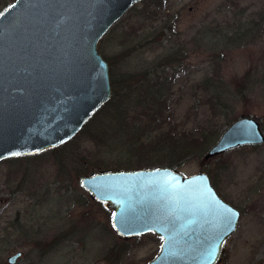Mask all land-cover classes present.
Listing matches in <instances>:
<instances>
[{
	"label": "rangeland",
	"instance_id": "rangeland-1",
	"mask_svg": "<svg viewBox=\"0 0 264 264\" xmlns=\"http://www.w3.org/2000/svg\"><path fill=\"white\" fill-rule=\"evenodd\" d=\"M13 1L0 0V13ZM98 47L110 64V78L111 64L116 75L137 74L148 62L177 52L166 68L178 78L162 116L163 136L151 141L142 133L140 142L150 153L136 149L131 155L121 135L129 127L131 132L134 114L121 127L103 113L87 121L67 150L1 160L0 264L17 251L22 255L15 264H148L161 239L152 232L118 235L110 211L80 178L101 168L167 166L151 157L157 141L171 134L185 141L208 124L220 129L215 141L170 167L185 175L206 172L219 195L241 212L216 264H264V143L204 159L235 119L254 117L264 133V0H141ZM215 86L221 91L216 99ZM97 132L106 136L107 148L93 137ZM105 148L117 157L105 159Z\"/></svg>",
	"mask_w": 264,
	"mask_h": 264
},
{
	"label": "water",
	"instance_id": "water-1",
	"mask_svg": "<svg viewBox=\"0 0 264 264\" xmlns=\"http://www.w3.org/2000/svg\"><path fill=\"white\" fill-rule=\"evenodd\" d=\"M140 1L14 0L0 13V161L68 142L111 98L110 64L98 43ZM263 143L260 122L244 116L204 159ZM80 184L110 211L118 235L152 232L161 239L148 264H216L241 217L204 171L102 170L83 175Z\"/></svg>",
	"mask_w": 264,
	"mask_h": 264
},
{
	"label": "trees",
	"instance_id": "trees-1",
	"mask_svg": "<svg viewBox=\"0 0 264 264\" xmlns=\"http://www.w3.org/2000/svg\"><path fill=\"white\" fill-rule=\"evenodd\" d=\"M177 56V52L164 54L157 61L148 62L147 68H144L137 74L116 75L113 64H111L112 95L102 108L93 116V119L96 121L101 114H108V117L112 122H118L122 127L132 111L134 114V122L131 125V132L130 127L123 132L121 131L122 139L131 155L136 149H141L139 150L141 152H144L145 150V152H149V150H151V147L148 149L146 148V143H143V141L140 142L141 135L145 134L150 136L151 141L154 140V137L159 141V138L163 136V132L160 130L162 129L163 124L166 123L167 117L162 118V116L163 113L167 111L166 109L171 101L170 98L173 97V87L178 78L175 73H169L166 68L176 60ZM207 81H209V79L206 80V83ZM218 88V86H215L214 88L213 95L215 97L213 98L215 99L217 97L219 98L217 94L221 92H216V89ZM139 106H142L143 111L137 113V107ZM216 107L221 109L227 108L224 103H216ZM169 117L170 116L168 115V118ZM219 131L220 129L214 128L208 124L200 129L198 134H191V137L189 136L190 138L184 136L185 141L181 140L182 138H174L175 136L170 133V138L164 137L165 140L160 143L157 141L156 146L152 148L153 152L151 157L163 161L162 163H165L167 166L179 164L178 160L183 158V155L186 156L195 152L201 154V152H204L206 148L215 141ZM92 135L102 143V146L107 148V138L105 135L100 132ZM73 140L74 139L70 140L69 143L54 148L53 150L58 152L67 150L73 146ZM106 148L105 152L107 150ZM50 150L52 151V149ZM102 153L104 154L103 151ZM117 155L118 154H110L106 152L104 158L111 160V158H116ZM117 166L118 168H123L120 164H117ZM128 168L129 167H126L125 170H128ZM101 169L112 170L109 168ZM113 170L120 169L115 168Z\"/></svg>",
	"mask_w": 264,
	"mask_h": 264
},
{
	"label": "flooded vegetation",
	"instance_id": "flooded-vegetation-1",
	"mask_svg": "<svg viewBox=\"0 0 264 264\" xmlns=\"http://www.w3.org/2000/svg\"><path fill=\"white\" fill-rule=\"evenodd\" d=\"M214 188H215V187H214ZM215 190H216V189H215ZM216 192H217V190H216ZM217 193H218V192H217ZM218 194H219V193H218ZM222 199L225 200L224 198H222ZM225 201H226V200H225ZM226 202H228V201H226ZM228 203H229V202H228ZM17 252H20L21 255H22V252H21V251H17ZM15 253H16V252H15ZM13 254H14V253H13ZM11 255H12V254H11ZM21 255H20V257H21ZM9 256H10V255H9ZM9 256H8V257H9ZM8 257H7V258H8ZM20 257H19V258H20ZM19 258L17 259V261L19 260ZM17 261H16V262H17ZM16 262H15V263H16ZM7 263H8V262H7ZM15 263H14V264H15ZM8 264H9V263H8Z\"/></svg>",
	"mask_w": 264,
	"mask_h": 264
}]
</instances>
